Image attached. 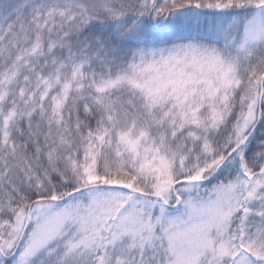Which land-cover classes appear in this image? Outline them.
Segmentation results:
<instances>
[{
	"label": "snow or ice",
	"instance_id": "snow-or-ice-1",
	"mask_svg": "<svg viewBox=\"0 0 264 264\" xmlns=\"http://www.w3.org/2000/svg\"><path fill=\"white\" fill-rule=\"evenodd\" d=\"M0 264H264V0H0Z\"/></svg>",
	"mask_w": 264,
	"mask_h": 264
}]
</instances>
